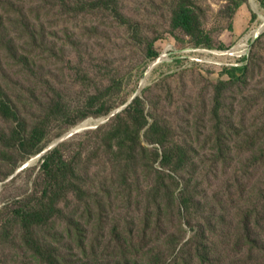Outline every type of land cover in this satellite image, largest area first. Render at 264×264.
<instances>
[{"label":"rangeland","instance_id":"rangeland-1","mask_svg":"<svg viewBox=\"0 0 264 264\" xmlns=\"http://www.w3.org/2000/svg\"><path fill=\"white\" fill-rule=\"evenodd\" d=\"M252 1L0 0V264H264Z\"/></svg>","mask_w":264,"mask_h":264},{"label":"trees","instance_id":"trees-1","mask_svg":"<svg viewBox=\"0 0 264 264\" xmlns=\"http://www.w3.org/2000/svg\"><path fill=\"white\" fill-rule=\"evenodd\" d=\"M173 22L188 33L199 29V21L196 13L188 8H180L174 15Z\"/></svg>","mask_w":264,"mask_h":264},{"label":"water","instance_id":"water-1","mask_svg":"<svg viewBox=\"0 0 264 264\" xmlns=\"http://www.w3.org/2000/svg\"><path fill=\"white\" fill-rule=\"evenodd\" d=\"M250 2L252 3V5L255 7V4L253 3V1L252 0H250ZM82 125H78L77 127L79 128V127H81Z\"/></svg>","mask_w":264,"mask_h":264},{"label":"bare ground","instance_id":"bare-ground-1","mask_svg":"<svg viewBox=\"0 0 264 264\" xmlns=\"http://www.w3.org/2000/svg\"><path fill=\"white\" fill-rule=\"evenodd\" d=\"M238 48V47H237ZM237 48H235V49H237ZM235 49H233V50H235Z\"/></svg>","mask_w":264,"mask_h":264}]
</instances>
